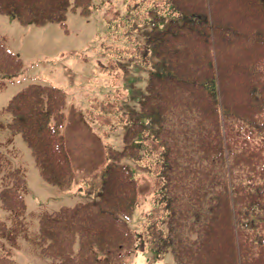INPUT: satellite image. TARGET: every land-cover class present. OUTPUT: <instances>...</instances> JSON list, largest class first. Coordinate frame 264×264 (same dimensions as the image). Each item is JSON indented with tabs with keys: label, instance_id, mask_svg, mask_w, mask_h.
Returning <instances> with one entry per match:
<instances>
[{
	"label": "trees",
	"instance_id": "obj_1",
	"mask_svg": "<svg viewBox=\"0 0 264 264\" xmlns=\"http://www.w3.org/2000/svg\"><path fill=\"white\" fill-rule=\"evenodd\" d=\"M123 1L138 18L130 32L145 21L153 29L136 47L144 53L141 64L154 49L166 65L148 76L139 107L158 119L157 132L119 112L115 99L94 106L89 118L107 131L125 123L123 148L105 145L93 201L39 218V252L54 264H125L137 251L170 256L174 264H264V0ZM92 6V0H0V14L39 26ZM109 54L119 60L110 74L126 72L123 53ZM21 70L0 35V87ZM64 103L59 88L30 84L1 110L10 121L0 128L20 135L40 177L67 191ZM12 158L0 143V208L10 215L0 221V264H15L11 250L27 237L25 175ZM137 172L151 185L133 230L132 211L142 206Z\"/></svg>",
	"mask_w": 264,
	"mask_h": 264
},
{
	"label": "rangeland",
	"instance_id": "obj_2",
	"mask_svg": "<svg viewBox=\"0 0 264 264\" xmlns=\"http://www.w3.org/2000/svg\"><path fill=\"white\" fill-rule=\"evenodd\" d=\"M101 10L104 11L105 6L101 7ZM103 16L105 14L102 15L97 7L88 18L78 12H69L62 22L30 26L21 25L9 15H0V34L7 38L8 48L22 62L21 73L12 82L6 83L2 90L0 89V107L6 105L13 94L30 83L56 86L65 92L63 134L75 175L74 187L80 184L87 173H93L103 161L101 145L103 142L116 150H120L123 146L125 123L117 124L105 139L101 134L106 132L107 125L100 126L97 131L95 125L85 119L93 132L79 127V116L85 117L89 105L94 101L120 92L118 99L121 111L133 113L151 134L157 132L158 119L141 115L139 107L144 97L148 76L153 72L165 71V62L156 58L155 50L151 49L145 66L128 65L127 71L118 77L115 86L116 77L109 78V75L101 69L105 53L102 43H113L112 37L107 34L112 30H107L110 22L104 24ZM166 26L165 20L158 28ZM150 28L151 25L148 29ZM149 32L150 30H147L136 35V38L143 41ZM8 120L7 114L0 115V122ZM9 135L8 131L0 130L1 140L7 139ZM11 147L16 152L15 164L21 166L26 175L25 205L29 229L28 238L19 240V246L13 251L12 258L15 264H51L49 260L34 251L40 249L35 239L38 213L90 200L94 193H84L79 189L68 193L59 191L42 181L29 148L19 135H13ZM128 162L133 164L130 160ZM140 176L146 177L144 174ZM149 186L150 183L144 180L140 187L144 191ZM146 199H148L147 193L143 195L142 206L135 209L133 218L147 209ZM5 217L6 212L0 208V219ZM126 264H174V262H170L168 257L159 260L150 257L147 252H142L131 254Z\"/></svg>",
	"mask_w": 264,
	"mask_h": 264
}]
</instances>
